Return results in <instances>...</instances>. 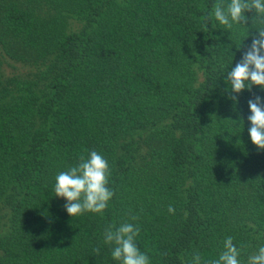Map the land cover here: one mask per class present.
Returning <instances> with one entry per match:
<instances>
[{
  "label": "trees",
  "instance_id": "obj_1",
  "mask_svg": "<svg viewBox=\"0 0 264 264\" xmlns=\"http://www.w3.org/2000/svg\"><path fill=\"white\" fill-rule=\"evenodd\" d=\"M218 3L0 0V264H120L104 230L126 222L150 264H210L229 236L247 264L264 245L247 120L264 91L226 82L264 24L245 11L227 29ZM93 150L114 196L70 217L55 177Z\"/></svg>",
  "mask_w": 264,
  "mask_h": 264
},
{
  "label": "clouds",
  "instance_id": "obj_2",
  "mask_svg": "<svg viewBox=\"0 0 264 264\" xmlns=\"http://www.w3.org/2000/svg\"><path fill=\"white\" fill-rule=\"evenodd\" d=\"M264 24V0H230L227 6L216 4L212 15L220 25L231 29L233 23L246 22L245 11H253ZM258 35L253 37L251 45L231 71L227 72L226 82L230 92L239 94L243 90H251L253 85L264 91V27L257 28ZM230 99L238 102L236 95ZM250 122L248 133L253 145L258 151H264V98L255 96L248 100ZM108 161L97 151H91L87 157L81 156L80 162L60 172L55 177L54 192L56 197L66 200L64 208L70 217L82 215L85 212L103 215L114 192L108 187L110 177ZM168 212L175 213L169 205ZM133 220L138 217H132ZM140 229L132 223H122L118 227L110 225L104 230V243L112 245L111 257L120 264H150L149 256L142 252L136 244ZM99 255V248L93 250ZM242 248L233 243L231 236L224 241V251L210 264H241L239 257ZM192 264H201V257L195 254ZM247 264H264V245L248 257Z\"/></svg>",
  "mask_w": 264,
  "mask_h": 264
},
{
  "label": "rangeland",
  "instance_id": "obj_3",
  "mask_svg": "<svg viewBox=\"0 0 264 264\" xmlns=\"http://www.w3.org/2000/svg\"><path fill=\"white\" fill-rule=\"evenodd\" d=\"M6 70H7V72L10 73V72H12L14 70V68L11 65L6 64Z\"/></svg>",
  "mask_w": 264,
  "mask_h": 264
}]
</instances>
